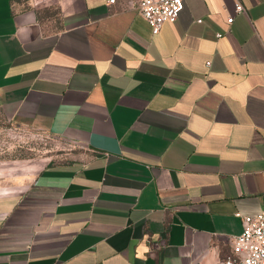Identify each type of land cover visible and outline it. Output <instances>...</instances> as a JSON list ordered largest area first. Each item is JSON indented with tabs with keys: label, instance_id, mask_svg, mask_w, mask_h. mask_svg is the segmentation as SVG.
<instances>
[{
	"label": "crops",
	"instance_id": "1",
	"mask_svg": "<svg viewBox=\"0 0 264 264\" xmlns=\"http://www.w3.org/2000/svg\"><path fill=\"white\" fill-rule=\"evenodd\" d=\"M240 1L153 33L122 0H0L1 114L76 148L0 181V264H222L264 210V0Z\"/></svg>",
	"mask_w": 264,
	"mask_h": 264
},
{
	"label": "rangeland",
	"instance_id": "2",
	"mask_svg": "<svg viewBox=\"0 0 264 264\" xmlns=\"http://www.w3.org/2000/svg\"><path fill=\"white\" fill-rule=\"evenodd\" d=\"M75 149L45 131L11 123L0 112V181L29 179L44 163Z\"/></svg>",
	"mask_w": 264,
	"mask_h": 264
},
{
	"label": "built area",
	"instance_id": "3",
	"mask_svg": "<svg viewBox=\"0 0 264 264\" xmlns=\"http://www.w3.org/2000/svg\"><path fill=\"white\" fill-rule=\"evenodd\" d=\"M108 4L118 0H106ZM137 9L156 33L165 20L173 21L184 5V0H122ZM234 9L244 10L240 0H235ZM233 15L227 17L231 22ZM242 230L232 240L231 252L222 259V264H264V210L254 214H241Z\"/></svg>",
	"mask_w": 264,
	"mask_h": 264
}]
</instances>
